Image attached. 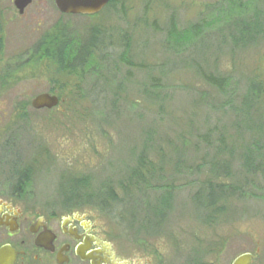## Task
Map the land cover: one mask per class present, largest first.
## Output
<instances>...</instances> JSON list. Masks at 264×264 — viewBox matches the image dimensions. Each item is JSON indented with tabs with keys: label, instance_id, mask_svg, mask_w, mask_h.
I'll list each match as a JSON object with an SVG mask.
<instances>
[{
	"label": "rangeland",
	"instance_id": "1",
	"mask_svg": "<svg viewBox=\"0 0 264 264\" xmlns=\"http://www.w3.org/2000/svg\"><path fill=\"white\" fill-rule=\"evenodd\" d=\"M259 22L264 0H113L95 17L65 16L54 0H33L21 15L14 0H0V134L19 135L23 163L45 149L57 157L50 163L56 171L40 178L51 185L37 187V204L61 193L64 169L83 174L101 166L103 184L144 156L182 168L228 162L232 184L253 182L246 168L264 163L256 151L264 144V111L253 108L254 89L241 69L244 59L264 64L254 58ZM245 30L252 37L246 44ZM62 35L76 39L80 56L72 65L89 73L61 72L32 53L43 36L48 48ZM209 79L230 84L221 92ZM45 93L61 98L62 110L34 109ZM203 172L177 183L173 210H193L201 185L194 190L188 181L206 179ZM245 192L259 194L249 184ZM229 207L250 213L243 226L254 232L255 199H232ZM116 208L124 214L128 203ZM135 220L141 227V215Z\"/></svg>",
	"mask_w": 264,
	"mask_h": 264
},
{
	"label": "flooded vegetation",
	"instance_id": "2",
	"mask_svg": "<svg viewBox=\"0 0 264 264\" xmlns=\"http://www.w3.org/2000/svg\"><path fill=\"white\" fill-rule=\"evenodd\" d=\"M243 33L242 42L246 44L252 37L247 30ZM253 35L254 58L263 59L264 22ZM64 38L73 45L76 42L72 36ZM52 47L53 42L48 48ZM45 53L46 59L55 56L50 49ZM59 53L61 72L89 73L82 72L81 65H67L64 55L61 57ZM241 71L254 89L253 108L261 113L264 64L255 60L249 65L244 59ZM62 103L60 100V105L47 110H62ZM18 136L14 132L6 140L5 132L0 134V250L8 248L15 256L14 264H234L243 255L252 256L250 264H264L262 160L252 167L244 166L254 174L253 182L244 178L235 184L230 181L228 162H211L205 164V169L195 164L182 168L144 156L146 160L142 157L135 168H128L125 173L119 171L118 180L107 178L103 184L101 166L83 174L64 169L60 174L62 182L57 185L61 193L39 205L37 187L44 182L51 185L49 179L40 181V178L44 173L49 177L56 171L50 163L57 157L51 149H45V154L41 150L23 163ZM256 151L264 152L263 142H259ZM201 171L206 179L188 181L193 189L201 185L199 191L194 189L193 210H173L182 188L177 183L183 176L193 178ZM248 184L258 196H247ZM243 198H254L257 202L258 209L249 217L258 220L254 232L243 226L250 213L245 210L235 213L229 207L232 199ZM124 201L128 203V211L122 214L116 206ZM137 215H141V227L136 226ZM236 216L238 220L231 222ZM39 238L44 239L42 245L36 244Z\"/></svg>",
	"mask_w": 264,
	"mask_h": 264
},
{
	"label": "water",
	"instance_id": "3",
	"mask_svg": "<svg viewBox=\"0 0 264 264\" xmlns=\"http://www.w3.org/2000/svg\"><path fill=\"white\" fill-rule=\"evenodd\" d=\"M112 0H54L56 9L63 15L95 16L100 14ZM33 3V0H14V5L21 15ZM60 103V98L48 93L40 94L34 98L31 105L36 110L53 109ZM44 239L39 238L37 245H42ZM251 255L239 257L234 264H250ZM15 256L10 254L8 248L0 250V264H14Z\"/></svg>",
	"mask_w": 264,
	"mask_h": 264
},
{
	"label": "trees",
	"instance_id": "4",
	"mask_svg": "<svg viewBox=\"0 0 264 264\" xmlns=\"http://www.w3.org/2000/svg\"><path fill=\"white\" fill-rule=\"evenodd\" d=\"M112 3H113V0L111 1L110 4L112 5ZM173 36L174 35H172V37ZM52 42H53V47L52 48H47L46 46L43 48L42 45H44V40L40 41L39 42V47L40 48L35 47V52H38L39 54L38 53L37 54L40 55L41 58H45L46 57V53L45 52L47 50H49V49L53 50L54 53H55V56H54V58H51V60L52 61L54 60L55 63L59 61L60 62L59 66H62V61L58 59V52H60L59 54L61 55V57H62V55H64L63 61H65V63L67 65L72 66L73 61L76 60L74 58V56H76V55L78 56V54L75 53L76 50H75V47L72 44V42L69 43L67 41V39L64 38L63 35H62V37H59V39H54ZM40 56H38V58ZM87 63L94 64L93 60L92 61H87ZM19 70H21V69H19ZM209 80L211 81L212 79H209ZM213 84L218 88L219 91L225 92L226 88L230 84V79H227V80L224 79V80H221L220 83L214 82Z\"/></svg>",
	"mask_w": 264,
	"mask_h": 264
}]
</instances>
